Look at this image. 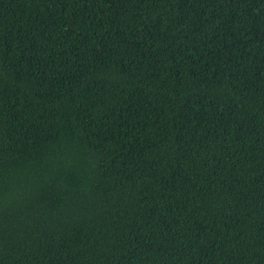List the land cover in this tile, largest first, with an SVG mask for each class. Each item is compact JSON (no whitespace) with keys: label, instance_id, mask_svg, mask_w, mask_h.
I'll list each match as a JSON object with an SVG mask.
<instances>
[{"label":"trees","instance_id":"16d2710c","mask_svg":"<svg viewBox=\"0 0 264 264\" xmlns=\"http://www.w3.org/2000/svg\"><path fill=\"white\" fill-rule=\"evenodd\" d=\"M0 264H264V0H0Z\"/></svg>","mask_w":264,"mask_h":264}]
</instances>
